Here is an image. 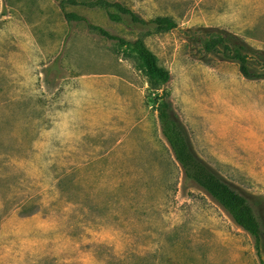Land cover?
Segmentation results:
<instances>
[{"label": "rangeland", "instance_id": "rangeland-1", "mask_svg": "<svg viewBox=\"0 0 264 264\" xmlns=\"http://www.w3.org/2000/svg\"><path fill=\"white\" fill-rule=\"evenodd\" d=\"M144 20L108 21L66 6L109 34L141 39L169 80L58 0H0V264H261L254 239L186 179L154 105L166 92L195 154L264 212V79L201 43L224 31L264 63V0H107Z\"/></svg>", "mask_w": 264, "mask_h": 264}, {"label": "trees", "instance_id": "trees-1", "mask_svg": "<svg viewBox=\"0 0 264 264\" xmlns=\"http://www.w3.org/2000/svg\"><path fill=\"white\" fill-rule=\"evenodd\" d=\"M65 22H84L88 31L115 42L118 46L134 55L141 69L154 84H165L169 80L166 70L159 67L152 52L139 38L133 41L109 34L104 28L87 22L82 16L73 12H65L66 6H82L88 9L98 8L104 11L108 21L122 23L127 18L131 24L151 25L156 32H165L175 26L169 17H154L144 20L128 7L107 0H58ZM205 53L219 55L223 60L236 63L239 74L246 80L264 79V63L260 70L249 66L246 46L237 36L219 31L210 33L202 43ZM166 92L160 91V100L154 105L159 123L160 133L168 145L175 162L186 179L192 181L203 190L242 231L254 239L258 258L264 252V212L261 199L253 196L245 197L235 191L221 177L213 172L193 151L187 132L173 112ZM261 264H264L261 261Z\"/></svg>", "mask_w": 264, "mask_h": 264}]
</instances>
